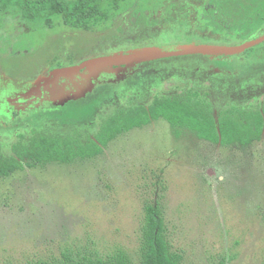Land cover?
Here are the masks:
<instances>
[{
	"label": "rangeland",
	"instance_id": "obj_1",
	"mask_svg": "<svg viewBox=\"0 0 264 264\" xmlns=\"http://www.w3.org/2000/svg\"><path fill=\"white\" fill-rule=\"evenodd\" d=\"M214 12L208 0H135L117 18L91 31L60 24L48 29L0 16V89L15 90L18 83L5 85L4 80L11 75L35 78L54 64H48L54 57L70 63L116 47L181 46L188 34L208 38L213 45H239L226 44L237 34L214 20ZM251 49L208 56L231 58L232 71L243 77L235 90L216 79L200 81V74L197 80L182 76L202 66L194 65L196 57L158 60L135 70L142 78L129 87L125 81L101 87L94 97L54 110L50 124L33 121L10 137L3 133L2 154L13 156L12 145L27 146L37 132L84 141L104 119L148 105L154 96L196 92L215 117L232 107L261 110L264 43ZM148 70L158 76L152 83L142 81ZM155 203L180 264H264V138L250 146L221 147L188 131L176 138L168 123L158 120L117 136L93 159L45 167L24 161L23 170L0 178V264L50 262L65 249L101 256L121 249L139 264L144 209Z\"/></svg>",
	"mask_w": 264,
	"mask_h": 264
},
{
	"label": "trees",
	"instance_id": "obj_2",
	"mask_svg": "<svg viewBox=\"0 0 264 264\" xmlns=\"http://www.w3.org/2000/svg\"><path fill=\"white\" fill-rule=\"evenodd\" d=\"M134 1L0 0V16L18 17L29 24L41 23L48 29H54L60 24L71 30L91 31L116 18ZM209 4L221 15L214 17V20H222V26L225 24L224 27L237 34L235 41L228 40L227 45L241 44L264 34V0H210ZM183 39L184 44H213L208 38L198 35H184ZM133 47L135 45L130 48ZM141 47L146 46L138 48ZM160 47L172 50L176 46L168 44ZM194 57L197 58L195 66L199 63L207 70L220 68L221 73L216 75L217 78L223 80L226 76L224 65L231 58L211 60L208 56L198 55L169 60ZM109 87L112 85L109 84ZM158 120L166 121L176 138L188 131L200 140L221 147L250 146L264 138V109L245 111L232 107L215 117L210 104L198 93L190 91L174 97H155L148 108L141 106L120 110L103 120L94 140L87 139L84 143L70 136L34 134L27 146H22L20 142L12 146L14 157L0 153V178L23 170L24 161L45 167L52 163L68 165L78 160L93 159L103 153L112 139L132 130L142 129ZM144 212L139 264H180L181 257L171 251L158 205L149 204L145 206ZM59 255L50 262L40 264H134L121 249L105 256L70 249H65Z\"/></svg>",
	"mask_w": 264,
	"mask_h": 264
},
{
	"label": "flooded vegetation",
	"instance_id": "obj_3",
	"mask_svg": "<svg viewBox=\"0 0 264 264\" xmlns=\"http://www.w3.org/2000/svg\"><path fill=\"white\" fill-rule=\"evenodd\" d=\"M208 2H210V0H208ZM214 13L216 16L218 15L217 11ZM221 21H219V22H221ZM108 23L104 24L103 26L107 25ZM133 48H138V47L135 46ZM127 49H132V48L127 47V48L122 49L121 47L120 48L116 47V48H113L107 52H102V53H98L95 55H90L88 57L82 58L81 60L70 62V63L60 62L58 58L54 57L53 59H51L50 62L47 61V62H49L48 63L49 65L54 63L52 66H49V67L47 66V67L43 68L42 70H40V68L42 67V66H40V68H38L35 71V72H38L40 70L38 72L37 76L35 78L30 79V80H24V79L16 78V77L11 75L10 78H12V79L4 80L5 85L7 82H11V84L18 83L19 86H17V88L15 90H13V89L8 90V88H6V86H4L5 88H3V91L0 89V138L4 137L3 133H5L6 136L8 134L10 137L11 136L10 132L15 131L16 129H19V128L22 129L23 127H25L24 125H26V123L29 124L30 122H33V121H35L34 123L39 122V121H44V122H47V124H50L48 122V116L50 113H53L54 110H56L60 107H63L67 103L72 102V101H79V100L86 99L88 97H94L95 94L99 91V89L101 87L109 88V84L115 85L121 81L127 82L128 85L126 87H129V84L131 82H135V81L141 79L142 75L137 76V74L139 72L136 74L134 70L128 71L125 74L124 78L120 79V80H117L115 75L110 74V73L101 74L99 76V78L97 79V81H94V88L90 93H87L84 97H82L80 99L70 100V101H66L63 104H60L61 96L58 95L57 91L60 89H62L64 92H70V91L74 90V85L80 83L82 81V78L79 75H74L73 77H71V76H68V77L59 76V77L55 78L54 76L51 75L54 71L67 69V68H75V67L80 66L83 62H85L87 60L98 58L101 56H105V55H108L109 53H112L114 51H121V50H127ZM232 65H231V63H228V64L226 63L224 65V71L227 73V75L223 78V80L218 79L216 76L221 72L220 68H213L212 70H207V69L203 68V66H201L200 68L196 67V69L194 70V72L192 74H189V75L181 74V75L182 76H192L193 79L197 80L196 74H200L199 75L200 78H198V80H200V81L205 80V79H208V80L216 79V83L218 85L224 84L223 87L225 89L232 87V89L235 90L238 88L237 85H241L239 83H241V81L243 80V77L240 76L237 78V76L232 71V67H233ZM149 71L150 70H148V76L144 77L142 79V81H146L147 83H152V80L157 79L158 76L156 75V73L154 74V73H151ZM79 74H85V71L83 69H81V70H79ZM239 78H241V79H239ZM237 79H239V80H237ZM245 79H247V78L245 77L244 80ZM228 80H230V81H228ZM245 82H247V81H245ZM1 84H3V79L0 78V85ZM25 85H27V86H25ZM245 86H248V84ZM245 86L243 87V85H242V87H239V88H241L240 90L244 89ZM146 89L148 91L147 86H146ZM54 90H56V93H54ZM126 91H130L133 93V89H129ZM228 92L229 91H227V93ZM231 95H233V94H231ZM155 97H158V96H154L153 99ZM153 99L151 100V102L153 101ZM151 102L148 105H144V104H142V105H143V107L148 108L149 105L151 104ZM136 107H141V105L136 106ZM132 108H135V107H132ZM237 109H240V108H237ZM263 109H261L260 111H262ZM102 122L103 121H101L96 126L95 132L92 135H89L87 137V139L94 140V137L98 133ZM135 130H137V129H135ZM37 133L42 134L39 132H37ZM37 133H34V134H37ZM43 135H45V134H43ZM52 135H61L63 137L70 136L74 139H78V138H76L72 135H69V134H66V135L65 134H52ZM87 139H85L84 141H81L80 139H78V140L80 142L84 143L87 141ZM0 140H2V139H0ZM112 140H114V139H112ZM13 141H14V139L12 140V142ZM17 143L18 142H16L15 144H17ZM15 144H13L12 146H14ZM20 144H21V142H20ZM0 153H2L1 146H0ZM11 153L13 156H10V157H14V154L12 152V147H11Z\"/></svg>",
	"mask_w": 264,
	"mask_h": 264
},
{
	"label": "water",
	"instance_id": "obj_4",
	"mask_svg": "<svg viewBox=\"0 0 264 264\" xmlns=\"http://www.w3.org/2000/svg\"><path fill=\"white\" fill-rule=\"evenodd\" d=\"M263 42L264 34L235 46L190 43L176 46L172 50H166L160 46L132 48L114 51L108 55L87 60L78 67L54 71L51 75L55 78L79 75L82 78L80 83L74 85V90L64 92L60 89L57 91L58 95L61 96L60 104H63L66 101L80 99L90 93L94 88V81H97L101 74L110 73L115 75L117 80H120L124 78L128 71H135L146 63L196 55L210 57L234 56L242 54ZM81 69L85 71V74H79ZM54 93H56V90H54Z\"/></svg>",
	"mask_w": 264,
	"mask_h": 264
}]
</instances>
